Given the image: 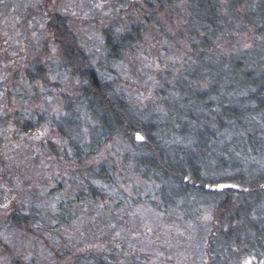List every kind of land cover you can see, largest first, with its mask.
Segmentation results:
<instances>
[{
	"label": "trees",
	"instance_id": "obj_1",
	"mask_svg": "<svg viewBox=\"0 0 264 264\" xmlns=\"http://www.w3.org/2000/svg\"><path fill=\"white\" fill-rule=\"evenodd\" d=\"M154 8L170 24L173 18L181 22L178 37L190 51L178 72L161 78L156 95L162 111L133 105L111 68L132 50L147 22L161 23L150 11ZM143 10L141 18L132 10L103 30L97 54L61 15L47 23L61 50L57 74L74 89L60 98L56 113L28 108L24 99L21 113L0 115V142L10 127L29 134L49 126L64 148L58 152L48 143V151L67 156L77 167L115 140L127 148L119 162L106 158L69 175L71 190L61 183L50 188L46 199L53 200V215H45L32 195L24 200V209L7 215L5 227L16 233H49L52 239L65 230H88V238H100L112 251L115 241L104 232L121 227L126 233L135 220L142 229L130 231L144 234L149 227L139 216L144 210L160 221L158 232L168 223L190 228L207 264H242L248 258V264H264V0H151ZM242 26L251 30L250 46L208 52L224 40L230 43L229 33ZM48 69L32 62L26 81L48 88ZM36 89L30 103L36 102ZM3 94L0 85V98ZM124 173L139 182L131 197L119 187L126 183ZM6 176L0 168V182L9 183ZM207 210L214 216L210 227L203 221ZM159 235L163 250L169 245ZM0 244H5L3 238ZM73 264L119 263L114 254L96 251ZM124 264L143 263L132 257Z\"/></svg>",
	"mask_w": 264,
	"mask_h": 264
},
{
	"label": "rangeland",
	"instance_id": "obj_2",
	"mask_svg": "<svg viewBox=\"0 0 264 264\" xmlns=\"http://www.w3.org/2000/svg\"><path fill=\"white\" fill-rule=\"evenodd\" d=\"M149 1L151 0H1L0 53L3 56L0 57V85L4 88V94L0 98V115L20 112L24 99L28 108L45 107L56 113L59 111L60 98L72 94L74 86L70 80H60L57 74L61 50L55 46L53 34L46 26L54 14L61 15L71 32L82 40V44L97 54L103 30L114 24L116 19L122 22L132 10L137 11L136 17L141 18ZM150 11L156 12L161 23L156 26L153 22H147L132 50L124 54L123 60L121 54V59L114 62L111 68L118 73V77H115L133 105L139 108L149 106L150 110L162 111L156 95L161 78L165 73L178 72L186 53L190 51L188 43L178 37L181 22L173 18L170 24L168 18H164V12L159 13L155 8ZM229 37L232 39L230 43L224 40L208 52L229 53L231 50H239L240 46H250L252 41L251 30L247 26L235 28L229 33ZM32 62L49 68L48 88L40 89L37 83L31 85L26 81V69ZM54 83L57 86H53ZM33 87L37 88L36 102L30 103L28 98L32 97ZM6 91L10 94H6ZM48 143H52L58 152L64 148L62 141L49 126H41L29 134H20L10 127L0 142V168L8 175L7 181L10 179L13 184L4 179L0 182V231L3 229L4 233L0 238L5 243L0 244V264H73L76 259L79 261L88 253L96 251L114 254L119 264L127 263L132 257L143 264H207L206 255L202 253L195 233L190 228L185 231L186 229L182 230L184 227L168 223L164 225L166 227L163 231L158 232L160 221L144 210L139 211V216L149 226L144 234L138 236L132 229L131 234L129 227L134 230L142 229L135 220L129 223L126 233L121 227L104 232L115 241L112 251L101 244L100 238H88V230H65L56 233L53 239L49 233L40 234L42 232L34 230L37 236L7 230V223L4 222L7 215L24 209V200L32 195L37 196L35 199L41 202L40 210L45 215H53V200L46 199L50 188L61 183L71 190L69 175H75L78 169L96 165L106 158L119 162L127 148L125 143L115 140L104 145L83 166L77 167L67 156L60 154L55 157V154L50 153ZM123 179L126 183L119 187L130 197L133 196L139 185L138 180L126 173L123 174ZM207 211L203 221L204 225L210 227L213 226L214 216ZM112 232L114 233L110 235ZM159 233L163 235L162 243L169 245L163 250L159 248L160 243L157 244L160 241ZM75 239L78 241L76 244H67V241ZM145 259H149V263H145ZM248 259L242 264H248Z\"/></svg>",
	"mask_w": 264,
	"mask_h": 264
},
{
	"label": "snow or ice",
	"instance_id": "obj_3",
	"mask_svg": "<svg viewBox=\"0 0 264 264\" xmlns=\"http://www.w3.org/2000/svg\"><path fill=\"white\" fill-rule=\"evenodd\" d=\"M137 139H141V137L138 135V136H137Z\"/></svg>",
	"mask_w": 264,
	"mask_h": 264
}]
</instances>
